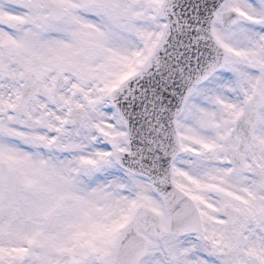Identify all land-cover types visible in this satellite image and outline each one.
Segmentation results:
<instances>
[{
	"label": "snow or ice",
	"instance_id": "6c2138e0",
	"mask_svg": "<svg viewBox=\"0 0 264 264\" xmlns=\"http://www.w3.org/2000/svg\"><path fill=\"white\" fill-rule=\"evenodd\" d=\"M0 264H264V0H0Z\"/></svg>",
	"mask_w": 264,
	"mask_h": 264
}]
</instances>
